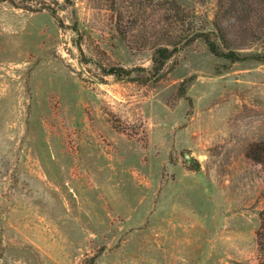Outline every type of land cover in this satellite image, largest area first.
Wrapping results in <instances>:
<instances>
[{
    "label": "rangeland",
    "instance_id": "1",
    "mask_svg": "<svg viewBox=\"0 0 264 264\" xmlns=\"http://www.w3.org/2000/svg\"><path fill=\"white\" fill-rule=\"evenodd\" d=\"M262 210L264 0H0V264H260Z\"/></svg>",
    "mask_w": 264,
    "mask_h": 264
},
{
    "label": "trees",
    "instance_id": "2",
    "mask_svg": "<svg viewBox=\"0 0 264 264\" xmlns=\"http://www.w3.org/2000/svg\"><path fill=\"white\" fill-rule=\"evenodd\" d=\"M216 29H219V26L216 25ZM208 45L210 49L213 52H217V47L213 42H209L208 40ZM222 53V52H221ZM225 55H230L229 53H226ZM155 59H153V63H155ZM113 73H116V71H113ZM256 239H257V245H258V257H259V262L260 264H264V210L260 212V224L259 227L256 231Z\"/></svg>",
    "mask_w": 264,
    "mask_h": 264
}]
</instances>
